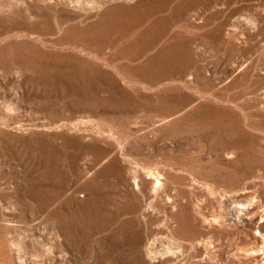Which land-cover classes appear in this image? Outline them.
Returning a JSON list of instances; mask_svg holds the SVG:
<instances>
[{
  "label": "rangeland",
  "instance_id": "rangeland-1",
  "mask_svg": "<svg viewBox=\"0 0 264 264\" xmlns=\"http://www.w3.org/2000/svg\"><path fill=\"white\" fill-rule=\"evenodd\" d=\"M111 3L0 0V264H262L232 209L264 202V0Z\"/></svg>",
  "mask_w": 264,
  "mask_h": 264
},
{
  "label": "bare ground",
  "instance_id": "bare-ground-1",
  "mask_svg": "<svg viewBox=\"0 0 264 264\" xmlns=\"http://www.w3.org/2000/svg\"><path fill=\"white\" fill-rule=\"evenodd\" d=\"M109 1L112 3H111V5L109 4V6L107 8L104 9L106 11L104 13V15L135 12V11L142 9V8H145V10H146L145 15L147 16V18H151L154 21L162 19L165 15V14H162V11H164V10H162L160 8V6L158 5L159 0H155L154 5H152V3L149 2V0H109ZM191 167L192 166H190L189 170L191 169ZM142 174L144 176L141 175V172H134L132 174L135 182L142 185V180L144 181L145 178H146V180H150L152 182V189H151L150 195L157 196L156 194L161 189V184H162L161 183L162 176L160 175V173H158L155 170H147L146 172L143 171ZM261 176H262L261 173H258L257 177L254 178L255 182H256V180H257V182H259L258 180L261 178ZM253 185L257 186V190L255 191V193L257 195H259V197H261L262 200H264V184L258 185L256 183ZM83 192L84 191H79V192H75V194H82ZM247 192H249V191L245 190L242 193H247ZM91 193L93 195L97 196L98 200L104 206V208H107L108 205H110V204L111 205L116 204L114 197H111V194L109 196L108 193H104L103 191H98V192L92 191ZM62 195L63 194H60V193L57 194L56 199L52 203H54V205L60 204V201H61L60 198L62 197ZM81 196H83V195H81ZM262 200H261V202H263ZM150 206H151L150 202H148V208ZM246 208L247 207H244V206H236L232 209V215L234 216V215L241 214L243 216L242 221L243 222L245 221L247 223V227L249 229L248 232L245 234V237L253 240L256 243V247H257V245H259V246L257 249H256V247L250 248L246 252L243 251V249L236 247L235 251L237 252V254L246 255V256L251 254V255L256 256V257L258 256V258L260 255L259 260H260V262H262V264H264V202L259 206V209H257V210L251 209V211H247ZM260 213H262L263 215H261ZM62 216H64V215H62ZM53 220L55 221L56 225H61V223L63 222V217L58 215V216H55ZM59 227H60V229H57L55 232V238L58 241H59V239H61L62 236L65 239L68 237V234L65 231V226H59ZM163 227L166 229V231L173 230L172 226L169 225L168 223H166V224L164 223ZM238 233H239L238 230L235 229V231H232L230 234H226V236H227L228 240H230L231 243L232 242L235 243V235ZM155 244H156L155 241L152 242L151 246H149L148 249H146L147 250L146 253H147L148 257L151 258L150 260H155V258L157 259L158 257H161V261L158 264H178L179 259L176 256H173L174 259L169 258V256H170V253L168 251L169 248L165 246V241L162 244V248H160L159 251H157L155 249ZM206 250L204 251V253H207ZM252 261H250V263Z\"/></svg>",
  "mask_w": 264,
  "mask_h": 264
}]
</instances>
